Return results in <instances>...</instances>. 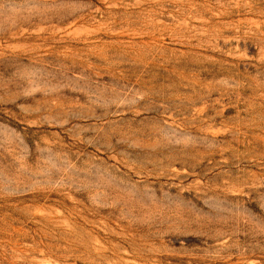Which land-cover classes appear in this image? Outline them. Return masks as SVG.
<instances>
[{"label":"rangeland","instance_id":"rangeland-1","mask_svg":"<svg viewBox=\"0 0 264 264\" xmlns=\"http://www.w3.org/2000/svg\"><path fill=\"white\" fill-rule=\"evenodd\" d=\"M0 264H264V0H0Z\"/></svg>","mask_w":264,"mask_h":264}]
</instances>
